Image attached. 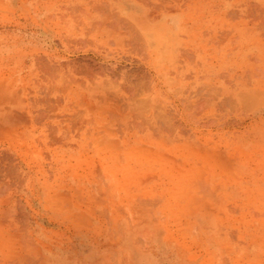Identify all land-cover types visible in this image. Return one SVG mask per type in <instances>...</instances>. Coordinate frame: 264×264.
I'll list each match as a JSON object with an SVG mask.
<instances>
[{"label": "rangeland", "instance_id": "1", "mask_svg": "<svg viewBox=\"0 0 264 264\" xmlns=\"http://www.w3.org/2000/svg\"><path fill=\"white\" fill-rule=\"evenodd\" d=\"M143 10L99 43L0 8V264H264V0Z\"/></svg>", "mask_w": 264, "mask_h": 264}, {"label": "bare ground", "instance_id": "2", "mask_svg": "<svg viewBox=\"0 0 264 264\" xmlns=\"http://www.w3.org/2000/svg\"><path fill=\"white\" fill-rule=\"evenodd\" d=\"M150 1L151 0H148V1L147 0H0V8H4V9L6 8L8 11L13 12V13L17 12L19 14V16L24 18V21L26 23L36 24L37 28L41 29L43 32L50 31L51 26H52V28H55V26L57 28L60 27V30H61V28H63V30L66 31V34L68 32V34L71 36L76 35V33L79 32L80 30L83 32L87 31V32H90L91 37L95 38L100 43L101 42L100 36L102 35V32H104V30H103L104 25L101 24L102 23L101 21H102V19H104L106 17L108 12H111L113 15L116 16L115 20L117 22L122 24V23H125L126 21H129L133 24V26H132L133 29H136L137 31H141L143 29V27H146V24H149L148 22L145 24V26L143 24L144 21L146 22V20H145L146 18L144 17V20H143L144 10L142 11V9L146 8V3L150 2ZM116 2L118 4H116ZM121 2H123V3L126 2V5L122 4ZM129 4L133 5L134 8L129 7ZM152 4H156V3H151V5ZM148 5L150 6L149 3H148ZM153 6H155V5H153ZM154 9H155V7H154ZM154 11L155 10H153V12ZM127 15L130 16V19H127ZM153 15H154V13H153ZM14 16L15 15L11 14L12 21L14 20ZM16 17H18V16L16 15ZM77 18L82 19V24H78L77 22H75ZM106 20H107L108 26L112 27L115 30L114 23L112 21H109L108 19H106ZM149 20L151 21L152 19L149 18ZM14 21H16V18ZM20 23H22V22H20ZM110 23L112 25H110ZM77 28H79V29H77ZM123 28H125V26L122 24V26H121L122 31H123ZM129 28L131 29V27H129ZM39 29H37V30H39ZM5 30L7 32H9V29H5ZM10 30L12 31L14 36L13 35L7 36L6 31H5L4 32L5 36H3L6 38L5 40H3L4 44L6 43L8 46H13V47L35 46V45H32L31 40L25 41V40L21 39L23 35L17 36L20 39L15 37V29H10ZM35 32H36V34L38 33V31H35ZM60 33H63V32H60ZM52 36H53V33H52ZM62 39H63V37H62ZM58 41H60V40H58ZM56 43H58V42L56 41ZM95 45L99 46L100 44L98 45V43H97ZM25 237H23V238H25ZM26 240H24V241L26 242ZM16 241L14 240V242H16ZM9 243H11V242H9ZM12 243L10 244L11 246L13 244L16 245V243H13V244ZM21 243H23V241ZM27 243H24V244L28 245ZM17 247H15V249ZM23 247H24V245H23ZM10 249H12V247ZM15 249L13 247L12 250H15ZM21 249L22 248H20V250ZM24 249L26 250L27 248L25 247ZM20 250H18V251H20ZM15 251H17V250H15ZM10 252H11L12 256L14 254L18 255L17 252H15V253H12L13 251H10ZM20 254H22V253H20ZM20 254H19V257L20 256L22 257V255H20ZM26 257L21 260L22 264H26L23 262V260L26 259ZM11 258L12 257H10V259ZM27 259H29V258H27ZM17 261H20V260L16 258L15 263L14 262L12 263L11 261H9V262H11L12 264H17ZM21 262H19V264H21Z\"/></svg>", "mask_w": 264, "mask_h": 264}, {"label": "crops", "instance_id": "3", "mask_svg": "<svg viewBox=\"0 0 264 264\" xmlns=\"http://www.w3.org/2000/svg\"><path fill=\"white\" fill-rule=\"evenodd\" d=\"M119 2V1H118ZM122 4H124V5H126V2H121ZM116 4H118L117 2H116ZM131 8H134V6L132 5V7ZM147 29V28H146Z\"/></svg>", "mask_w": 264, "mask_h": 264}]
</instances>
